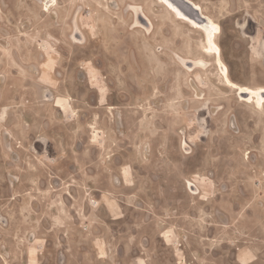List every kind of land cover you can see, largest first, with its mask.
<instances>
[{"label":"rangeland","instance_id":"1","mask_svg":"<svg viewBox=\"0 0 264 264\" xmlns=\"http://www.w3.org/2000/svg\"><path fill=\"white\" fill-rule=\"evenodd\" d=\"M195 1L264 87V0ZM210 49L157 0H0V264H264V108Z\"/></svg>","mask_w":264,"mask_h":264},{"label":"bare ground","instance_id":"2","mask_svg":"<svg viewBox=\"0 0 264 264\" xmlns=\"http://www.w3.org/2000/svg\"><path fill=\"white\" fill-rule=\"evenodd\" d=\"M190 1L193 2V4L196 5L198 8H200V11L204 15H206L203 12V9H202V7H201V5L199 3H197L195 0H190ZM157 2L162 7H164L175 18V20L177 22L185 24V25H188L191 29H193L195 31H203L204 35L206 36V42L211 47V49L208 50V53H210L212 55V58L215 59L217 65L220 67L221 72L223 74L224 81H225V85H227V87H229V88L237 89L241 95L242 94H246V96H247V94H251V97L248 96L249 98L240 97V99L242 101L251 102L252 96H254V95L257 96V94H260V98L258 97V101L261 103V107H258V109L259 108L263 109L264 108V97L261 94L262 93L264 94V87L254 88V87H250V86H247V85H240L239 83L234 81L233 78H232V75H230V73H229L230 69H228V65L223 61V57L221 55L220 46H219V44H218V42L216 40V38L218 36V33L220 31V25L217 24L209 15H206V16H208L207 25L206 26H200V25L196 24L195 22H193L192 20H190L187 16L182 14L176 7H174L172 4H170L167 0H157ZM53 3H51V4H53ZM45 5H46L45 6L46 8H47V6H49L48 4H45ZM140 12L149 20L150 25H151V29H152L153 28V24H152L150 18L147 16L146 12L144 11V9L142 7H141ZM140 26H142V25L140 24ZM142 27L145 28L144 26H142ZM187 54H189V53H187ZM187 54H185V55L187 56ZM182 59L190 60V61L194 62L193 59H190V58H187V57H184ZM195 64H197L196 61L194 62V65ZM110 108H112V107H110Z\"/></svg>","mask_w":264,"mask_h":264},{"label":"water","instance_id":"3","mask_svg":"<svg viewBox=\"0 0 264 264\" xmlns=\"http://www.w3.org/2000/svg\"><path fill=\"white\" fill-rule=\"evenodd\" d=\"M170 4H172L174 7H176L182 14L187 16L190 20L195 22L196 24L200 26H206L208 23V16L204 15L201 11L200 8H198L196 5L193 4L190 0H167ZM141 8L140 7H135V15H136V23L141 24L144 26L148 31L151 29V25L149 20L140 12ZM74 30L72 37L74 40L83 42L84 41V35L78 28L77 20H74ZM181 61L188 66L189 68L194 67V62L190 60H185L181 59ZM264 97V94H261ZM46 98H52V94L47 91L45 93ZM183 149L186 152L190 151V146L186 143L183 142ZM190 190L192 191H197L196 186L193 183L189 184Z\"/></svg>","mask_w":264,"mask_h":264},{"label":"flooded vegetation","instance_id":"4","mask_svg":"<svg viewBox=\"0 0 264 264\" xmlns=\"http://www.w3.org/2000/svg\"><path fill=\"white\" fill-rule=\"evenodd\" d=\"M77 24L79 25L78 20H77Z\"/></svg>","mask_w":264,"mask_h":264}]
</instances>
